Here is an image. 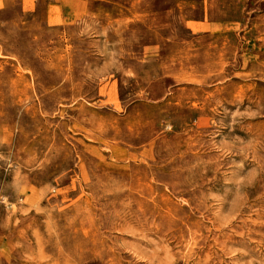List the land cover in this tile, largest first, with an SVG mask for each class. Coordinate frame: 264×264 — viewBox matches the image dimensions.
Returning <instances> with one entry per match:
<instances>
[{"label": "rangeland", "instance_id": "obj_1", "mask_svg": "<svg viewBox=\"0 0 264 264\" xmlns=\"http://www.w3.org/2000/svg\"><path fill=\"white\" fill-rule=\"evenodd\" d=\"M0 264H264V0H0Z\"/></svg>", "mask_w": 264, "mask_h": 264}]
</instances>
